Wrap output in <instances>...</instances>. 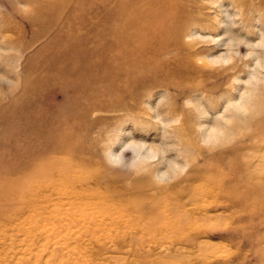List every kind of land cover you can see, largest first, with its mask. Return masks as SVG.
Instances as JSON below:
<instances>
[{
    "label": "rangeland",
    "instance_id": "rangeland-1",
    "mask_svg": "<svg viewBox=\"0 0 264 264\" xmlns=\"http://www.w3.org/2000/svg\"><path fill=\"white\" fill-rule=\"evenodd\" d=\"M259 2L191 1L185 17L169 19L168 35L177 34L190 45L194 67L218 71L216 75L187 70L180 59L187 50L177 58L171 49L159 56L162 68L148 64L151 68L146 65L142 74L132 71L131 76L118 78L117 90L128 86L117 92L119 97L97 89L103 100L98 110H91L78 96L87 89L63 90L61 80L73 82L79 72L72 71L73 60L57 56L46 43L54 33L41 36L42 24L33 16L32 3L0 0V172L18 174L48 155L74 169L80 166L76 173L98 179L101 183L88 185L102 193L132 199L145 194L151 200L168 194L177 197L199 182L196 174H213L228 164L239 166L248 158V150L240 146L245 141L241 135L264 116V5ZM9 22L20 29L6 30ZM222 55L227 61L221 60ZM74 102L80 105H70ZM60 141L65 149L54 152L52 147ZM132 186L138 188L136 192L129 189ZM178 208L195 214L190 205ZM263 211L211 207L208 223L213 229L198 237L207 244L201 248L196 242L164 248L166 240L140 232L113 238L115 231H107L101 244L85 236L77 241L81 255L75 254L74 260L79 264H264ZM151 217L142 215L132 222L147 224ZM34 223L24 220L19 225L35 231ZM75 226L67 232L71 238L62 242L74 244L72 237L82 229L78 225L76 231ZM5 229L0 232V264H63L58 262L61 256H47L57 238L35 240L26 249L20 230ZM140 236L145 237L141 245L135 243ZM113 241L126 244L114 248ZM37 249L43 250L42 257ZM66 250L59 254L72 256ZM88 252L91 256L83 257Z\"/></svg>",
    "mask_w": 264,
    "mask_h": 264
},
{
    "label": "bare ground",
    "instance_id": "bare-ground-1",
    "mask_svg": "<svg viewBox=\"0 0 264 264\" xmlns=\"http://www.w3.org/2000/svg\"><path fill=\"white\" fill-rule=\"evenodd\" d=\"M191 1L200 0H28L35 11L34 18L42 24L41 36L54 33L53 39L46 43L54 48L57 56L73 60L72 71L79 72L73 82L61 80L63 90H96L93 93L80 91L78 95L85 103L83 107L91 110H98L103 100L97 89L114 98L119 91L118 78L131 76L132 71L142 74L146 65L151 68L148 64L162 68L164 63L159 56L171 49L177 58L187 50L179 57L187 70L204 72L207 77L216 75L218 71L210 73L194 67L193 54H188L190 45L177 34L168 35L169 19L185 17ZM259 1L264 5V0ZM260 6L257 7L259 10L262 9ZM12 23H7L6 30L20 29ZM5 39L12 40L8 35ZM261 39L263 41V35ZM222 59L227 61L223 55ZM125 87L127 84L123 85V90ZM70 105L77 106L80 102ZM241 136L245 141L240 146L248 150L245 162L239 166L235 163L233 167L228 164L222 171L215 169L213 174H196L194 177H198L199 182L191 184L189 190L179 192L177 197L168 194L151 200L145 194L132 199L102 193L98 187L88 185L90 181L99 183L98 179L89 180L76 173L80 166L74 169L69 163L41 155L38 163L26 165L18 174L0 172V232L6 231V227L20 230L26 249L35 240L44 242L57 238L47 256L55 259L61 256L58 262L63 260V264H79L78 259L74 260V255L80 254L81 250L78 240L86 236L101 244L104 243L103 233L112 230L115 231L113 238L140 232L151 238L164 239L168 242L164 248H171L174 243L190 245L194 242L200 248L205 247L207 244L197 239L213 229L208 223L211 207L225 206L249 210L253 214L264 210V116ZM52 149L60 152L65 145L60 141ZM129 189L136 192L138 188L132 186ZM185 204L195 210L194 215L178 208ZM147 214H152L147 224L132 222L133 218ZM24 220H29L30 224L35 222L38 232L22 228L19 224ZM72 225H81L82 229L72 237L74 244L70 245L65 241L71 238L67 232L71 231ZM141 236L136 237V244L145 242V237ZM11 240L14 243L16 238ZM112 243L114 248L126 244L123 241ZM62 248L67 249L66 253H73L72 256L59 254ZM91 254L88 252L83 257ZM37 255L42 257L43 250L37 249Z\"/></svg>",
    "mask_w": 264,
    "mask_h": 264
}]
</instances>
